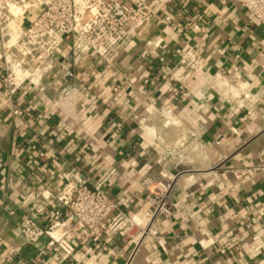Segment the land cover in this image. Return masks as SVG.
Here are the masks:
<instances>
[{
	"label": "crops",
	"instance_id": "crops-1",
	"mask_svg": "<svg viewBox=\"0 0 264 264\" xmlns=\"http://www.w3.org/2000/svg\"><path fill=\"white\" fill-rule=\"evenodd\" d=\"M155 11L111 61L85 55L22 85L16 116L0 71V264H264V29L236 0H160ZM189 25L197 30L179 31ZM199 39L201 63L185 72L180 50ZM71 169L141 228L152 206L144 181L174 177L177 210L154 223L165 251L151 237L80 245L78 231L69 256L45 250L47 238L23 245L24 216L45 228L65 208L22 185L58 193Z\"/></svg>",
	"mask_w": 264,
	"mask_h": 264
},
{
	"label": "built area",
	"instance_id": "built-area-1",
	"mask_svg": "<svg viewBox=\"0 0 264 264\" xmlns=\"http://www.w3.org/2000/svg\"><path fill=\"white\" fill-rule=\"evenodd\" d=\"M159 1L138 0L131 8L124 0H0L3 103L8 104L16 116L19 112L13 97L25 83L38 85L45 75L56 76L57 69L62 71L70 60H79L85 55L93 54L105 62L111 61L132 44L136 33L145 31L156 14ZM236 4L264 29V0H236ZM10 7H17L20 13L12 14ZM79 20L83 22L81 25ZM192 30L197 27L189 25L179 29L185 33ZM200 39L194 44H184L180 50L178 64L185 72L197 69L201 63L203 43ZM261 46L264 70L262 43ZM15 68L21 71L20 76L15 73ZM227 81L235 89L243 88L233 76ZM146 101L148 109L155 107L152 96L146 97ZM56 104L64 108L61 100L58 99ZM161 113L165 125L170 124V116ZM62 176L65 183L58 193L22 185L34 201H43L50 206L57 202L65 208L64 217L50 219L45 228L37 225L33 218L24 216L18 224L23 245L33 246L47 238L45 250L57 247L69 256L74 251L68 240L69 234L78 231L80 245L113 237H128L137 242L151 237L165 251V241L154 223L161 218L173 217L177 210L172 194L174 177L144 181L146 187L151 188L152 206L147 225L141 228L108 196L102 183L90 185L78 169H71ZM57 228H63V231L55 239L51 235Z\"/></svg>",
	"mask_w": 264,
	"mask_h": 264
},
{
	"label": "bare ground",
	"instance_id": "bare-ground-1",
	"mask_svg": "<svg viewBox=\"0 0 264 264\" xmlns=\"http://www.w3.org/2000/svg\"><path fill=\"white\" fill-rule=\"evenodd\" d=\"M16 9H18V8H17V7H10V12H11L12 14H14V15L20 13V11L18 12V11H16ZM18 10H19V9H18ZM82 23H83V22H82L81 20L78 21V24H79V25H81ZM15 73H16L18 76H20L21 71L18 70L17 68H15ZM62 231H63V228H57V229L52 233L51 236H52L53 238L57 239V238L61 235Z\"/></svg>",
	"mask_w": 264,
	"mask_h": 264
},
{
	"label": "rangeland",
	"instance_id": "rangeland-1",
	"mask_svg": "<svg viewBox=\"0 0 264 264\" xmlns=\"http://www.w3.org/2000/svg\"><path fill=\"white\" fill-rule=\"evenodd\" d=\"M16 11H18L19 12V10L18 9H16ZM231 171H235L236 170V168L234 169V168H232V169H230Z\"/></svg>",
	"mask_w": 264,
	"mask_h": 264
}]
</instances>
